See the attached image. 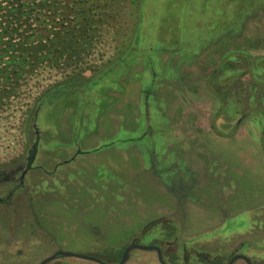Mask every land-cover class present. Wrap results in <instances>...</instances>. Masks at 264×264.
Returning a JSON list of instances; mask_svg holds the SVG:
<instances>
[{
	"label": "rangeland",
	"instance_id": "1",
	"mask_svg": "<svg viewBox=\"0 0 264 264\" xmlns=\"http://www.w3.org/2000/svg\"><path fill=\"white\" fill-rule=\"evenodd\" d=\"M66 2L100 27L82 55L100 68L33 119L0 114V264L117 263L135 237L170 264H264V0ZM65 70L44 67L26 100Z\"/></svg>",
	"mask_w": 264,
	"mask_h": 264
},
{
	"label": "trees",
	"instance_id": "2",
	"mask_svg": "<svg viewBox=\"0 0 264 264\" xmlns=\"http://www.w3.org/2000/svg\"><path fill=\"white\" fill-rule=\"evenodd\" d=\"M85 10L80 4L71 15V5L66 0H0V114L6 109L20 108L23 115L30 113L33 119L39 106L50 101L65 85L87 78L88 71L99 70L98 65L87 63L82 56L95 44L83 39L87 32L100 30L90 22L85 26ZM78 30L82 31L81 38L75 35ZM44 67L71 70H65L64 80L38 89L35 86L36 95L26 100L33 91L31 80ZM25 89L29 92L25 93ZM27 122L23 117L19 125L12 122V126L19 128ZM7 164L0 163V169Z\"/></svg>",
	"mask_w": 264,
	"mask_h": 264
},
{
	"label": "water",
	"instance_id": "3",
	"mask_svg": "<svg viewBox=\"0 0 264 264\" xmlns=\"http://www.w3.org/2000/svg\"><path fill=\"white\" fill-rule=\"evenodd\" d=\"M38 141H39V136H37V139L34 143L35 149H37ZM133 249L154 250V251H156L157 256H158V260L161 264H170L164 259V255H163V252H162V249L160 246L155 245V244H151V245L149 244L148 245V244H143V243L137 242V238H134L132 240V242L124 249V251L122 253V257H121L120 261L117 263H110V262L104 261V260H102L99 257L94 256V255H89V254L78 253V252L60 249V250L54 252L53 254L45 257L44 259H42L39 264H47L59 256L79 257V258L92 260V261L98 262L100 264H124L128 260L130 253ZM237 259H243L248 264H254L250 257H248L247 255L242 254V253H238V254L234 255L226 264H233Z\"/></svg>",
	"mask_w": 264,
	"mask_h": 264
},
{
	"label": "flooded vegetation",
	"instance_id": "4",
	"mask_svg": "<svg viewBox=\"0 0 264 264\" xmlns=\"http://www.w3.org/2000/svg\"><path fill=\"white\" fill-rule=\"evenodd\" d=\"M42 105H43V104H41V105L39 106L38 110L42 107ZM38 110H37V111H38ZM35 128H36V127H35ZM35 132H36V139H37V136H39V135L37 134V128H36ZM36 152H37V149H35V148H34V145H33L32 150H30V152H29L28 165H30V164L32 163V161H33V159H34V157H35ZM82 152H86V151H82V150H80L75 156H73L70 160H67V161H68V162L73 161V160L76 158V156L79 155V154H81ZM67 161H66V162H67ZM26 171H27V168L22 172V175H21L20 180H21L22 177L25 175ZM135 238H136V237H135ZM237 254H238V253H237ZM242 254H243V253H242ZM231 258H232V257H231Z\"/></svg>",
	"mask_w": 264,
	"mask_h": 264
},
{
	"label": "crops",
	"instance_id": "5",
	"mask_svg": "<svg viewBox=\"0 0 264 264\" xmlns=\"http://www.w3.org/2000/svg\"><path fill=\"white\" fill-rule=\"evenodd\" d=\"M152 67V72H153V74L155 75V70H154V67L153 66H151ZM151 126V124L149 123V125H148V127H150ZM237 135V134H236ZM240 136H242V135H240ZM82 153H84V152H82Z\"/></svg>",
	"mask_w": 264,
	"mask_h": 264
}]
</instances>
